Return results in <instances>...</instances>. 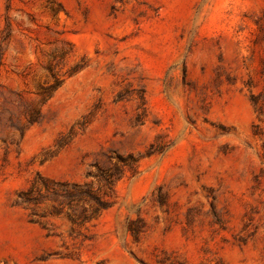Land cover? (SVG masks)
Returning a JSON list of instances; mask_svg holds the SVG:
<instances>
[{"label": "rangeland", "instance_id": "rangeland-1", "mask_svg": "<svg viewBox=\"0 0 264 264\" xmlns=\"http://www.w3.org/2000/svg\"><path fill=\"white\" fill-rule=\"evenodd\" d=\"M0 264H264V0H0Z\"/></svg>", "mask_w": 264, "mask_h": 264}]
</instances>
